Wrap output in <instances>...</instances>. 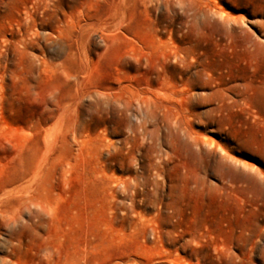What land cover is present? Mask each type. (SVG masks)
<instances>
[{"label":"rangeland","instance_id":"374dc122","mask_svg":"<svg viewBox=\"0 0 264 264\" xmlns=\"http://www.w3.org/2000/svg\"><path fill=\"white\" fill-rule=\"evenodd\" d=\"M0 264H264V0H0Z\"/></svg>","mask_w":264,"mask_h":264}]
</instances>
